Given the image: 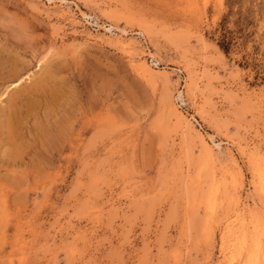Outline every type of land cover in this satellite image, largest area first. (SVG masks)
I'll use <instances>...</instances> for the list:
<instances>
[{"label": "rangeland", "instance_id": "374dc122", "mask_svg": "<svg viewBox=\"0 0 264 264\" xmlns=\"http://www.w3.org/2000/svg\"><path fill=\"white\" fill-rule=\"evenodd\" d=\"M0 264H264V0H0Z\"/></svg>", "mask_w": 264, "mask_h": 264}, {"label": "trees", "instance_id": "16d2710c", "mask_svg": "<svg viewBox=\"0 0 264 264\" xmlns=\"http://www.w3.org/2000/svg\"><path fill=\"white\" fill-rule=\"evenodd\" d=\"M217 44L225 53H228L230 41L225 32L221 34L220 40H218Z\"/></svg>", "mask_w": 264, "mask_h": 264}]
</instances>
